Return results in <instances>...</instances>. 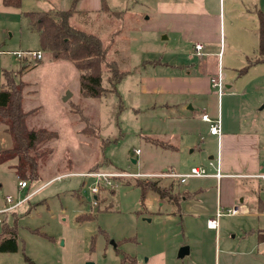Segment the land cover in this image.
I'll return each mask as SVG.
<instances>
[{"label":"rangeland","instance_id":"rangeland-1","mask_svg":"<svg viewBox=\"0 0 264 264\" xmlns=\"http://www.w3.org/2000/svg\"><path fill=\"white\" fill-rule=\"evenodd\" d=\"M48 2L24 0L22 5L39 10L47 8ZM109 2L115 9L126 11L123 21L109 14L93 18L75 14L71 23L98 34L104 43L120 26L123 33L117 36L109 58L117 60L122 68L131 69L142 56L153 58L158 53L156 56L161 57L166 44L157 31L161 26L157 3L161 0ZM261 6L258 9L264 10V0ZM218 7L225 13L227 36L232 31L239 42L245 33L238 27L243 25L248 29L246 35L253 38L250 31L258 20L255 18L256 24H252L253 7L248 1L218 0ZM231 17L233 27L229 25ZM91 19L95 22L89 24ZM15 20L0 16V29L8 28L0 31V89L6 83L5 73L11 71L16 82H24L22 106L27 113V128L55 131L57 137L38 144L37 152L42 153L37 159L38 177L26 180L28 186L22 189L14 168L16 158L1 154L11 147L12 140L7 124L0 122V209L7 206L4 199L8 195L17 201L33 193L3 215L0 234L5 227H14L17 249L0 252V264H126L130 258L143 261L149 252L160 250L161 240H166L169 250H177V254L182 246L191 249L178 260L184 264L194 260L200 246L208 250L213 264L214 260L217 264H264V179L234 180L245 197L237 207L247 214L231 216L222 209L216 233L206 228V220L196 218L202 212H212V194L206 199L207 205L200 206L201 202L196 204L194 199L179 210L161 205L162 199L152 185L161 187L172 181L161 177L165 161L161 152V96L142 95L136 87L137 72L121 80L113 91L91 98L80 93L78 70L70 61L53 60L44 53L42 59H31L23 65L10 53L22 50L20 24ZM31 42L26 38L28 45L32 46ZM240 50L247 51L249 57L227 64L224 84L235 83L232 89L238 92L235 99L240 106L235 114L246 121L254 120L264 165V61L255 62L259 58L255 43ZM123 57H129L130 64L123 63ZM16 72H21V77L15 76ZM102 86L111 88L105 73ZM249 109L252 111L248 114ZM88 125L99 131L98 137L85 129L81 132ZM187 164L190 167L193 163ZM85 172L105 176L99 179L73 174ZM95 184L97 194L91 192Z\"/></svg>","mask_w":264,"mask_h":264},{"label":"crops","instance_id":"crops-1","mask_svg":"<svg viewBox=\"0 0 264 264\" xmlns=\"http://www.w3.org/2000/svg\"><path fill=\"white\" fill-rule=\"evenodd\" d=\"M48 1L45 9L41 7L39 10H29V8L23 7L24 0H21L19 7L7 6L3 0H0V16L9 15L11 19H16L15 21L20 24L19 36L20 47H22L20 49L22 50L10 53L19 62H23V65L30 62L32 58L29 56L17 58L15 52L39 50L38 34L30 33L28 22L23 16L24 12L47 13L52 10H68L74 7L76 14L92 16V18L110 15L111 12H120L121 14L116 18L122 21L127 14L123 8L117 10L118 8L115 9L110 5V0ZM134 1L138 3V0ZM217 1L161 0L158 2L157 5L160 9L158 8L156 13L161 15V26L156 30L161 33V40L166 41V44L161 48V57L156 56L158 53L153 58L142 56L131 69L123 68L128 71V74L122 79L126 80L128 76L135 75L137 72L136 87L140 93L161 96V152L164 154L165 160L161 168L164 172L161 173V177L163 179L166 177V180L172 179L161 187L168 189L172 185L171 193L177 196L176 201L162 199L161 205L166 203L179 210V207L189 199H194L195 203L201 202L198 204L200 206L207 205L206 199L212 194L215 199L212 204V207L214 206L212 212L204 214L202 212L201 216H196V218L206 220L205 222L215 217L219 209L238 208L239 213L231 216L247 214V210L237 207L239 202L241 204L245 202V197H242L243 190H239L234 180L264 179L262 177L264 176L262 171L264 165L261 160L263 154L261 138L254 130V120L246 121L235 114L240 110L239 102L235 99L238 92L232 89L235 83L229 81L226 84L225 88L228 90L226 94L224 93L226 99H224V95L223 98H218L210 84V77L215 75L219 69L223 72L225 80L224 68L229 67L227 64L230 65L241 57H249V53L240 50V47L246 48L253 46L254 43L258 46V17L261 13L264 14V10L258 8L262 7L263 0H246L253 7L250 11L253 12L251 15L252 24H256V18L258 25L253 31H250L253 38L246 35L248 29L245 26L238 27L245 33L244 36L241 35L239 42L233 36L232 31L227 36L225 13L220 10V7L217 8ZM228 1L232 3L233 0ZM243 15L244 13H242V17ZM94 22L95 19H91L89 24ZM234 24L233 17H231L230 27H233ZM118 28L121 29V33L118 35H121L122 28L120 26ZM0 31H8V28L1 26ZM12 35L10 34L11 37ZM26 38L31 39L32 46L26 43ZM195 43L203 45L201 55H197L194 50ZM43 56L42 52V58ZM129 60V57L121 58L123 63L130 64ZM77 73L79 76V72ZM65 89L64 86L60 96ZM255 110L253 109V113ZM251 111L249 109L248 114ZM203 114H206L211 120L216 119L220 114L221 130L219 135H212L209 132L210 123L201 118ZM247 123L250 125L248 126ZM167 153L172 157H167L165 155ZM191 157L193 159L189 160ZM170 158L173 159L170 160ZM179 161L183 163V166L182 164L176 165ZM187 161L193 164L188 167ZM192 167L204 168L209 176L189 178L185 182H181L179 178L162 175L186 173ZM216 173H219L220 177H216ZM192 179L199 181L189 182ZM183 185L186 186L183 187ZM206 228L215 231V233L218 230V228L217 230L209 229L207 225ZM188 245L190 246V244ZM169 248L170 245L166 240H161L160 250L149 252L143 261H139L135 257L130 258L126 264H184L178 261L181 258L178 256L177 250L170 251ZM189 249L187 254L191 253V249ZM208 256V250L202 249L200 246L190 264H213ZM214 264H217L215 260Z\"/></svg>","mask_w":264,"mask_h":264},{"label":"trees","instance_id":"trees-1","mask_svg":"<svg viewBox=\"0 0 264 264\" xmlns=\"http://www.w3.org/2000/svg\"><path fill=\"white\" fill-rule=\"evenodd\" d=\"M7 6L19 7L21 0H3ZM76 14L74 7L68 10H57L53 13L24 12L31 31L38 34L39 50L53 60H67L74 64L79 72L80 93L85 97L98 98L105 91H113L127 74L115 59L109 58L111 49L115 46L116 37L121 33L120 28L111 32L107 43H104L98 34L80 29L71 23ZM120 12H111L118 17ZM259 58L255 62L264 61V14L259 17ZM25 58L27 56H24ZM106 74L110 89L102 86V76ZM21 77V72L14 73ZM6 83L0 89V122L7 124L12 145L1 151L4 156L16 158L15 172L20 180H31L38 177L37 159L42 153L37 152L38 144L57 137L55 131L47 129H28L26 126L27 113L22 106V88L24 82L15 81L11 71L5 73ZM90 127V128H89ZM88 134L99 136V131L85 126ZM172 185L162 188L152 185V189L161 199L177 200L173 195ZM5 222L1 225H3ZM16 235L14 227H5L0 234V252L16 251Z\"/></svg>","mask_w":264,"mask_h":264},{"label":"built area","instance_id":"built-area-1","mask_svg":"<svg viewBox=\"0 0 264 264\" xmlns=\"http://www.w3.org/2000/svg\"><path fill=\"white\" fill-rule=\"evenodd\" d=\"M202 49H203V45L200 43H195L194 44V50L196 51L197 55H201L202 54ZM17 58H21L23 56H29L32 59L35 60H39L42 58V52L40 50H34V51H27V52H15ZM210 84L211 87L214 89V92L216 93V95L218 96V98H221L224 93H225V84H224V75L223 72L219 69L218 72L210 77ZM201 118L207 122L210 123L209 126V132L212 135H219L220 134V128H221V117L220 114H218L217 118L214 120H211L206 114H203L201 116ZM73 174H77V173H73ZM82 174L83 176H93V177H97V178H101L103 176H105L102 173L96 172V173H79ZM163 176H170V177H175V178H179V180L181 182H185L187 179L189 178H196V177H208L209 174L206 172V170L202 167H192L190 168L186 173H181V174H177V173H166V174H162ZM216 177H220L219 173L215 174ZM264 178V176H262ZM28 186L27 181L26 180H19L18 182V187L19 188H26ZM98 186L95 184L91 187V192L93 194H97L98 193ZM33 194H27L25 197H23L20 200L14 201L12 196H6L4 201L5 204L7 205L4 208L0 209V225L3 223L4 221V216L6 213L14 210L15 208H17L19 205H21L23 202H25L28 197ZM94 204H96V201H93ZM239 213V209L238 208H230L227 210V214H237ZM224 212H222V210H218L216 212L215 217H212L210 219L207 220L206 225L209 229L212 230H217L218 228V218L223 215Z\"/></svg>","mask_w":264,"mask_h":264},{"label":"water","instance_id":"water-1","mask_svg":"<svg viewBox=\"0 0 264 264\" xmlns=\"http://www.w3.org/2000/svg\"><path fill=\"white\" fill-rule=\"evenodd\" d=\"M67 98H69V95L67 97H64L63 100L65 101ZM188 253V247L183 246L179 249L178 256L182 258ZM87 264H92V263H87Z\"/></svg>","mask_w":264,"mask_h":264}]
</instances>
